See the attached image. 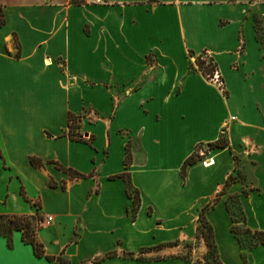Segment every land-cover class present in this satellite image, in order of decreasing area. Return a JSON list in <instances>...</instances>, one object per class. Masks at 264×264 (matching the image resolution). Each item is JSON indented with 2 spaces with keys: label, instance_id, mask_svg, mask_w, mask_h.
Segmentation results:
<instances>
[{
  "label": "crops",
  "instance_id": "crops-1",
  "mask_svg": "<svg viewBox=\"0 0 264 264\" xmlns=\"http://www.w3.org/2000/svg\"><path fill=\"white\" fill-rule=\"evenodd\" d=\"M0 17V213L52 215L36 238L68 264H192L180 253L204 260L209 204L220 263L264 264L231 231L264 228V0H0ZM201 51L225 92L191 67ZM57 262L0 235V264Z\"/></svg>",
  "mask_w": 264,
  "mask_h": 264
},
{
  "label": "trees",
  "instance_id": "trees-1",
  "mask_svg": "<svg viewBox=\"0 0 264 264\" xmlns=\"http://www.w3.org/2000/svg\"><path fill=\"white\" fill-rule=\"evenodd\" d=\"M2 23L3 22H2L1 17H0V24H2ZM195 64H196V68L199 71H201V73L204 76L210 75L213 67L214 66L216 67L215 63H212V64L210 62L207 63L205 59L201 58V55H198L196 57ZM219 88H221V90L223 92H225L223 87H219ZM77 117L78 116L74 115L71 112L68 113V133L67 134L70 137V139H77V140L81 139L80 137L74 136L75 135V129L78 127ZM227 145H228V141L226 139L224 132H222L216 140L208 142L209 148L225 147ZM196 147L198 148V147H200V145H197ZM195 151H196V149L183 162V165L181 168V174L183 176L185 174L186 166L188 164L196 161L198 158V155L196 154ZM130 161H131V155H130V151H129V146L127 145L125 157H124L125 168H127L129 166ZM30 162L35 166H40L42 164L40 159H38L36 157H30ZM58 167L64 171H66L70 177L83 176V174H81V173H79V172H77L71 168H65L61 165H58ZM239 173L240 172L238 171V174ZM119 175L124 177V179L126 181L127 194L133 201L132 214L134 216L138 210V207H139V202H140L139 192L136 188L132 187V185L130 183L128 172H123ZM235 177H237V176L233 175V174H229V176L227 177V180H226V184L231 182ZM238 177L241 178L240 176H238ZM231 200H232L233 204L236 206V208L239 209L238 200L234 197H232ZM208 205L209 204L205 205L199 212L198 225H197V231L198 232L197 233H198V235H200L204 238V241L206 243L207 251L205 254V258L207 259V261L210 258L213 261L212 264H221L219 259H218V254L216 252V244L213 240L212 228H211L210 224H208V222L206 221V219L204 217V212L207 209ZM226 207H227V209H229L228 203L226 204ZM239 212H240L239 213L240 216L238 218H241L244 221L242 211H239ZM36 217L39 218L38 213L29 214V215L28 214L18 215V214L0 213V235L6 236L8 239V245L11 246V233L13 232V230H20L22 233V239L24 240V242L30 243L32 245L34 254L36 256H44L48 260L59 261L60 264H68V260H66L61 255L54 256V255L45 254L43 244L36 238V231L40 228V226H37L35 228L34 223H32V221ZM231 231L237 237V239H238V241L242 247H246V246L253 247V246H256L258 244H264V228L260 229V230H251L250 228H248L247 226H245L243 224H237L236 218L232 217ZM242 234L250 237V242L247 245H245L243 243V240L241 238ZM192 264H196V263H192Z\"/></svg>",
  "mask_w": 264,
  "mask_h": 264
},
{
  "label": "rangeland",
  "instance_id": "rangeland-1",
  "mask_svg": "<svg viewBox=\"0 0 264 264\" xmlns=\"http://www.w3.org/2000/svg\"><path fill=\"white\" fill-rule=\"evenodd\" d=\"M68 1H70L72 3L86 2V0H68ZM260 22H261V20L259 21V23ZM84 29L87 30V27L85 26ZM198 54L202 55L204 57V59L206 60V62H210L211 64L213 63V61L210 59L209 54L206 51H201ZM198 54H194L193 56H191L192 57V60H190V65H191V67H193V69H195L196 67L193 66V64L191 62L195 61V59H196V57H197ZM148 59L151 60V56H148ZM180 60H182V57L181 56H180ZM206 79L208 81L212 82L209 78H206ZM196 85H198V87H200L202 89H206L203 86L204 84H202V81L198 82V84H196ZM85 94H86V92H85ZM77 124H80V120L79 121L77 120ZM74 136L75 137H80L81 139H87L88 138V135L85 136L83 134V132H81V129H80V126L79 125L75 129V135ZM201 147H202L201 145H200V148L199 147L198 148L196 147V151L195 152H196V154L198 156L200 155V149H201ZM203 150H204V148H203ZM231 208H232L233 212L235 213V215L238 216L239 215V213H238L239 211H238V209L236 208V206L232 202H231ZM32 223H34L35 228L37 226H42V225L44 226L45 225V224H42L41 225L40 224V220L37 217L32 221ZM241 238H242L243 243L245 245H247L250 242V237L249 236H245V235L242 234L241 235ZM196 244H197V242H196ZM192 245H194V244L187 245V244L184 243L183 244L182 252L180 254L184 255V257L186 259H189L188 261H191L192 263H196V264H212L213 261L210 258L208 259V261L205 258V254L206 253L201 255L202 257H204V260H201L198 257H196L195 255H192ZM172 255H173V253H172ZM174 255H176V254L174 253ZM55 264H60V263L57 262Z\"/></svg>",
  "mask_w": 264,
  "mask_h": 264
},
{
  "label": "built area",
  "instance_id": "built-area-1",
  "mask_svg": "<svg viewBox=\"0 0 264 264\" xmlns=\"http://www.w3.org/2000/svg\"><path fill=\"white\" fill-rule=\"evenodd\" d=\"M201 58L204 59V57L201 55ZM208 63V62H207ZM206 78H209L214 84H216L218 87H223V82L222 78L217 70V68L214 66L210 75L205 76ZM212 161L209 160L206 163L204 162L203 164L206 166V164L211 163ZM52 221V215L47 214L43 217L42 220H40L41 224H49Z\"/></svg>",
  "mask_w": 264,
  "mask_h": 264
},
{
  "label": "bare ground",
  "instance_id": "bare-ground-1",
  "mask_svg": "<svg viewBox=\"0 0 264 264\" xmlns=\"http://www.w3.org/2000/svg\"><path fill=\"white\" fill-rule=\"evenodd\" d=\"M208 164H206V166H207Z\"/></svg>",
  "mask_w": 264,
  "mask_h": 264
}]
</instances>
